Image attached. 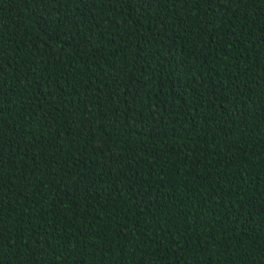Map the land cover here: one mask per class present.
Returning <instances> with one entry per match:
<instances>
[{
  "label": "trees",
  "instance_id": "16d2710c",
  "mask_svg": "<svg viewBox=\"0 0 264 264\" xmlns=\"http://www.w3.org/2000/svg\"><path fill=\"white\" fill-rule=\"evenodd\" d=\"M0 264H264V0H0Z\"/></svg>",
  "mask_w": 264,
  "mask_h": 264
}]
</instances>
